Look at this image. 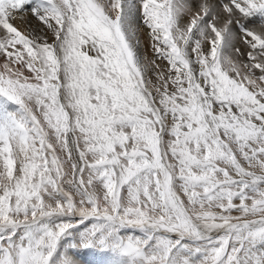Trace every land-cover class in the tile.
Masks as SVG:
<instances>
[{
	"label": "snow or ice",
	"instance_id": "6c2138e0",
	"mask_svg": "<svg viewBox=\"0 0 264 264\" xmlns=\"http://www.w3.org/2000/svg\"><path fill=\"white\" fill-rule=\"evenodd\" d=\"M0 264H264V0H0Z\"/></svg>",
	"mask_w": 264,
	"mask_h": 264
},
{
	"label": "bare ground",
	"instance_id": "6f19581e",
	"mask_svg": "<svg viewBox=\"0 0 264 264\" xmlns=\"http://www.w3.org/2000/svg\"><path fill=\"white\" fill-rule=\"evenodd\" d=\"M144 40H145V45H147V36H145Z\"/></svg>",
	"mask_w": 264,
	"mask_h": 264
}]
</instances>
